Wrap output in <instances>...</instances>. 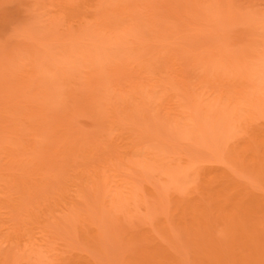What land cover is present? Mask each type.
<instances>
[{
  "label": "rangeland",
  "instance_id": "obj_1",
  "mask_svg": "<svg viewBox=\"0 0 264 264\" xmlns=\"http://www.w3.org/2000/svg\"><path fill=\"white\" fill-rule=\"evenodd\" d=\"M0 264H264V0H0Z\"/></svg>",
  "mask_w": 264,
  "mask_h": 264
},
{
  "label": "bare ground",
  "instance_id": "obj_2",
  "mask_svg": "<svg viewBox=\"0 0 264 264\" xmlns=\"http://www.w3.org/2000/svg\"><path fill=\"white\" fill-rule=\"evenodd\" d=\"M12 18V17H11ZM4 24H5V22H4ZM132 150V149H131ZM129 151V150H128ZM137 151V150H136ZM131 152L132 151H129L128 153H130V155H131ZM135 153V152H134ZM130 155H128V156H130ZM135 155V154H134ZM146 156V155H145ZM99 172V171H98ZM102 182V181H101ZM63 196V195H62Z\"/></svg>",
  "mask_w": 264,
  "mask_h": 264
}]
</instances>
